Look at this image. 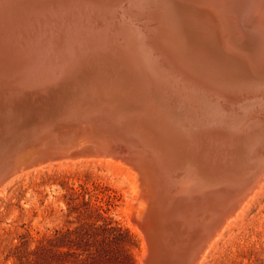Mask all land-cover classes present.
Wrapping results in <instances>:
<instances>
[{"label": "water", "instance_id": "95a60500", "mask_svg": "<svg viewBox=\"0 0 264 264\" xmlns=\"http://www.w3.org/2000/svg\"><path fill=\"white\" fill-rule=\"evenodd\" d=\"M26 1H39L46 12L40 19L58 34L53 40L59 44L56 49L60 55L52 56L41 70L42 74L52 73V80H60L55 86L61 91L37 100L27 93L28 84H22L26 71L17 73L14 66L3 65L0 56V186L19 172L11 166L4 169L6 158L11 155L15 161L16 152L32 143L33 138L40 144L43 137L55 139L54 133L72 135V140H85L83 149L91 153H119L122 159L142 163L137 154L142 153L141 144L151 137L153 143L148 148L159 160L162 177L150 171L159 179L158 184L150 183L156 189L157 200L173 195L158 187L166 181L168 189L169 175L195 177L190 187L193 192L209 188L214 191L209 201L222 197L221 203L227 209L241 200L258 178L247 177L246 185L240 186L244 177L237 173L260 174L259 158L264 161V155L256 158L261 153L258 150L264 148V100L252 90L264 93V84L249 81L245 64L227 57L223 62L213 51L208 54L220 62L224 73L188 72L181 64H186L185 59H178L181 56H176L175 47L197 44L201 38H191L194 35L178 30V22L171 15V0H0V22L10 18L14 5ZM194 30L211 41L205 33ZM52 66L59 72H51ZM100 71L108 87L91 98L84 82L89 73L97 76L95 73ZM36 81L38 88H55L38 78L32 82ZM80 92L84 99L78 96ZM230 187L236 188V197L227 204V196L220 190ZM181 197L178 206H184L183 201H202L193 200L195 193L190 191ZM201 206L196 212L203 220L207 216L200 212ZM157 214L159 220L165 217L164 213ZM149 224L140 226L147 243L143 264H164L162 241L169 232L158 223V229L152 226L153 221ZM203 240L204 234L196 243L201 246ZM197 244L183 249V253H192Z\"/></svg>", "mask_w": 264, "mask_h": 264}, {"label": "bare ground", "instance_id": "6f19581e", "mask_svg": "<svg viewBox=\"0 0 264 264\" xmlns=\"http://www.w3.org/2000/svg\"><path fill=\"white\" fill-rule=\"evenodd\" d=\"M171 2L174 6V11H172L171 15L175 23L176 20L179 23H177L178 30L180 28L179 31L181 33L194 35L191 38H201L197 44L191 46H174L176 56H181L178 59L181 61L185 59L186 64H181L188 72L193 75L200 74L203 70L209 71L214 75L224 73V67L220 62L211 58L210 54H208L214 51L219 53L218 55L223 62H225L227 57L229 60L245 64L249 81H258L264 84V0H171ZM38 4L39 1H31L29 3L26 1L24 5H14V11L13 14H10V18L7 14L8 18L0 22V56L3 59L1 62L10 68L14 66L17 73L18 71H23V73L26 71L22 84H28L27 93L34 95L37 100L45 98L48 94L57 95L61 91V88H57L59 86H55L60 80H52L54 75L52 76L50 72L42 74L41 68H44V64L47 61H51L52 56L58 58L60 53L56 49L59 44L53 40L58 34L52 32L51 28H49V23L46 26L43 24L40 17L46 12L41 8L42 5ZM51 9L47 8V10ZM194 29L205 33L211 41L205 38L202 39V35L201 37L198 36ZM125 42L127 45L131 44L128 40ZM127 47L133 50L132 44ZM48 57L50 58L47 60ZM65 63H68V61L66 60ZM51 68L55 69L54 66ZM65 74L67 73L65 72ZM92 74L89 73L87 75V80L89 78L91 80L84 82L85 89L91 93V98L103 92L104 89L107 90L108 87L103 72L95 73L97 76H91ZM209 76L214 78L211 74ZM93 77L94 79H92ZM37 78L40 82L45 81V84L48 82V86L54 85L55 88H38L36 86L37 81L35 83L32 82ZM252 90L256 92V97L264 100L262 91ZM258 103L261 106L263 105L262 102ZM259 112L262 113L261 111ZM124 114L126 115L125 111ZM53 137L55 138L54 140H48L43 137V143L40 144L37 142L27 144L23 150L16 152L15 156L17 158L15 157V161L10 158L11 155L6 158L8 161L6 166L2 162L4 169L7 166H11L13 171L18 168L19 172L0 186V195L14 181L45 168L65 164L106 163L115 169H119L132 182L135 192L132 199L136 203L128 198V200L134 202L133 204V202L129 201L132 211L129 208L128 211H131V217L136 227L138 229H140V226L148 227L151 225L149 222L153 221L152 226H155L154 228L158 229V223L161 225L160 228L162 230L164 228L166 233L169 232V235L165 236L162 241L165 247L164 264H202L209 251L232 225L234 217H238L237 215L244 209L246 204L264 187V161L261 160V157L259 158V156L264 155V148L258 150V153H261L256 156V158L260 159V166L258 167L260 174L255 175L259 171L241 175V172L237 173V176L244 177L242 181H239L241 182L239 183L240 186L246 185L247 177H255L259 180L257 179L247 189L246 194L242 196L235 206L227 209L228 206L225 207L221 203L223 202L222 197L209 201L214 193L213 190L202 188L193 192L190 187L191 180H194L195 177L190 178V175L186 179H184L185 177L183 178L184 175H179V177L169 175L170 186H167L168 189L165 188V185H167L166 181L164 186L159 185L158 187L169 190L173 195H170L171 197L165 196L162 199L157 197L159 199L157 200L154 197L156 189L150 183L158 184V178L162 179V177L159 174V160L152 157L154 154L148 148L149 144L153 143L150 140L151 137L141 144V152L144 155L142 153L137 154L140 157L138 159L142 158V163L137 161L134 163L133 159L132 162L122 159L119 157V153H110L109 155L91 153L83 149L87 144L84 142L85 140L77 141L78 137L72 140V135L55 134ZM74 141L77 142L73 143ZM151 170L155 172L158 178L150 173ZM190 173L196 174L194 171ZM228 189L227 191L220 190V193L224 192L225 196H227V204H230L229 202H232L236 197L234 194L236 188L230 187ZM187 191H190L193 195L195 193L193 200L202 201L188 204H185L187 201H183L184 206H178L179 201L183 200L181 194ZM155 200L159 201L156 205ZM199 205H202L200 212H206L205 216L207 218L205 217L203 220L198 215L199 212H196ZM181 210L189 213L182 215L180 214ZM225 210H228V212ZM157 212L165 214L163 220H159L160 218L156 216L158 215ZM152 213L154 219L151 218L153 217ZM141 233L143 234L142 231ZM203 234L204 242L199 246L196 243V239L198 240V237ZM143 238L145 239L144 235ZM196 244L198 248L194 249L192 253H183V249L186 250ZM145 247L144 258L147 255V243Z\"/></svg>", "mask_w": 264, "mask_h": 264}, {"label": "rangeland", "instance_id": "374dc122", "mask_svg": "<svg viewBox=\"0 0 264 264\" xmlns=\"http://www.w3.org/2000/svg\"><path fill=\"white\" fill-rule=\"evenodd\" d=\"M131 185L106 163L55 165L14 181L0 195V264H143ZM237 216L202 264H264V187Z\"/></svg>", "mask_w": 264, "mask_h": 264}]
</instances>
